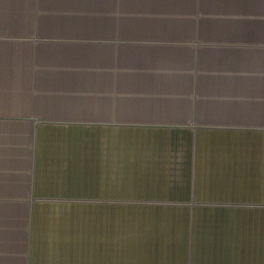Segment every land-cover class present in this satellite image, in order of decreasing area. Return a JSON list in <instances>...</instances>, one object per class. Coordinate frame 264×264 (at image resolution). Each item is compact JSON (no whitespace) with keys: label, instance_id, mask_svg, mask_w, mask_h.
I'll use <instances>...</instances> for the list:
<instances>
[{"label":"crops","instance_id":"1","mask_svg":"<svg viewBox=\"0 0 264 264\" xmlns=\"http://www.w3.org/2000/svg\"><path fill=\"white\" fill-rule=\"evenodd\" d=\"M263 178L264 0H0V264L263 258Z\"/></svg>","mask_w":264,"mask_h":264},{"label":"rangeland","instance_id":"2","mask_svg":"<svg viewBox=\"0 0 264 264\" xmlns=\"http://www.w3.org/2000/svg\"><path fill=\"white\" fill-rule=\"evenodd\" d=\"M114 201L115 200L110 199L109 203L110 204H112V203L116 204V202H114ZM223 205L230 206V207L233 206L232 208H234V206H238L239 205L240 207H242V210H244V209H248V210L250 209L251 210V208L255 209V207H253L254 204H250L248 202H246V203L244 202V203L237 204V205L234 204V203H228V204L226 203V204H223ZM112 208H115V207L112 206ZM114 212H115V209H110V211H109L110 218L115 216ZM110 223L116 224V221L115 220L114 221H110ZM256 255H257L256 253H253L250 257H247L245 253L241 254V253L234 252V253H230L229 254V259L231 260V262H236V263L241 262V263L245 264L246 261H247V262H251L252 264H264V254H263V258L261 257L260 254H259V256H256ZM261 258H262V260H261Z\"/></svg>","mask_w":264,"mask_h":264}]
</instances>
